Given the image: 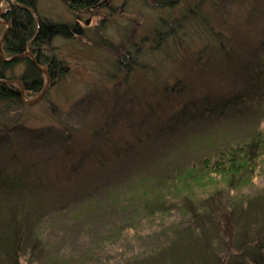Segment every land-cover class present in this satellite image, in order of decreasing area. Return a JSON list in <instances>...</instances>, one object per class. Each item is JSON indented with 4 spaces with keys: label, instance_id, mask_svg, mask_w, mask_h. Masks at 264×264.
<instances>
[{
    "label": "trees",
    "instance_id": "1",
    "mask_svg": "<svg viewBox=\"0 0 264 264\" xmlns=\"http://www.w3.org/2000/svg\"><path fill=\"white\" fill-rule=\"evenodd\" d=\"M37 1L3 0L0 15V264H42L41 259H49L50 257L45 253L44 242L45 232L52 228L53 218L59 219L61 217L59 214L67 209L74 210V208L73 214H77V218L83 217L85 213L88 214L83 218L86 216L87 219L90 218L95 207L99 209L101 205L99 204V199L103 198L101 195L107 196V192H101L102 194L98 192L101 191L99 189L100 180L102 179V183L109 181L110 177L113 180L121 172V168L138 166L142 156L149 153V147L159 145V141L165 140V137L174 132L179 125L185 122H207L212 119L217 120L245 113L248 115L251 110L256 113L264 104V58L260 56L258 58V55H256V60L244 55L233 57V48H230L228 43L219 36L215 52L220 59L218 63L226 69L223 71L231 74L232 76L228 78L235 82L232 93L221 94L217 97L203 94L198 99L195 97L185 100L176 113L167 114L160 119L155 112L157 108L153 109L149 115V106L153 108L154 105L151 106L147 101L159 97L158 90H141V93L147 92L148 98L145 99L146 104H144L147 108L144 109V120L138 125V121L134 118L130 125L126 124L131 134H129L130 137L121 138L120 142L113 139L111 130L117 127V124L120 125L121 121H131L132 119L129 110L127 113L124 110L133 105L137 97L131 92L128 94V88L121 96L118 95V91L106 93L102 86H92L88 89L84 101L89 102L88 107L91 108L96 103L98 108L92 110L94 115L96 114L97 120L87 125L91 132L86 133V137L81 135L75 138L73 133H69L62 135L61 138V133L57 136L52 127L29 125L24 110L34 106L36 102L27 104L22 99L20 85L7 81H19L24 88L23 96L26 99L38 96L45 86L46 75L32 61V56L36 64L45 69L49 76V84L39 101L46 99L50 88L67 70L62 59L49 53L52 42L56 37L72 40L84 35L85 30L79 23V15L101 7L100 4L103 0H62L68 10L77 18L74 23H57L40 17L36 9ZM130 1L134 0H125L124 4ZM137 1L146 3L148 0ZM149 1L154 2L149 9L152 7L164 12L159 16L160 19H156L149 26V31L145 35L148 39H142V41L148 42V44L146 43L148 49L142 53L139 46L135 45L133 52L128 50L122 55L120 53L119 58H114L116 69L113 73L109 72V80L112 82L118 81L121 71L129 73L140 64L145 66V61L140 59L145 54L155 52L157 49L162 53L164 50L169 53L175 47V42L181 32L184 37V26L186 28L194 26L195 29H199V32L200 30L204 31L203 25L209 24V19L212 18L211 15L216 10V8L212 10L206 7L202 9L200 3L204 0ZM215 2L217 3L216 0L213 3L215 4ZM106 3L102 7H108ZM181 3L183 7L180 9V16L165 17V15L169 16L170 11L173 12V9ZM112 8V6L109 7L111 13H114L116 10L113 11ZM209 9L210 11H208ZM260 26L263 30L264 21H261ZM96 32V38L101 36L104 40L100 45L112 50L113 54L119 55V52L112 48V43L108 39L105 40V34ZM217 33L219 35V32ZM149 41L154 46L149 48ZM99 43L96 42V44ZM204 52L205 50H202L200 55H203ZM251 56L255 57V55ZM123 57L128 60L123 61ZM2 58L13 59L3 61ZM19 64L24 67L22 72L18 76L11 74L14 67ZM106 69L110 71L108 67ZM127 73L125 72L124 78L120 80L122 84H128L129 74ZM182 88L178 83L170 88L165 87L163 90L167 95L169 90L179 93ZM124 95L125 97H123ZM164 99L167 101L168 98ZM109 101L114 102L109 108L110 113L102 112L103 109L99 110L102 108L100 106H106ZM149 121L154 123L150 127L147 124ZM253 129L256 131L257 127ZM89 135L90 137H88ZM94 137H98V140H94ZM62 141L66 143L60 144L59 142ZM261 152L264 153V133L257 132L239 144H232L217 151L214 161L211 162L205 158L201 163L189 166L181 176L177 177L184 179L180 181L183 184L190 180H195L198 183V181H206L209 174L221 172V175H225L224 178H228V181L225 182L226 187L231 188L234 187L233 175L237 171L241 170L242 173L245 170L249 172L256 169L257 157ZM242 179L250 181L243 177ZM95 184L96 187L93 188ZM183 184L180 186L182 189L187 186ZM219 194L213 192L204 199L197 196L194 199H188L189 201L183 205L186 207L184 215L189 216L188 219L191 220L195 230L192 226L188 227L190 223L183 220L178 225L179 235L175 234L177 237L166 235L172 243L171 246L178 247L181 242L185 253L196 255V260L200 261L199 264L210 263V258L215 257L213 247L210 248L212 244L208 243L204 247L198 238L202 237L207 243V240L208 242L213 241V234L218 236L217 226H215L216 231L213 230L214 233H211L206 224H214L216 218H221L219 215L222 211H228V205L222 202ZM96 195L98 196L95 197ZM146 195L147 193L143 192L142 198ZM184 198L186 196H183L181 200ZM153 200L148 196L141 208L135 210L130 219L122 217L120 222H113L105 229L107 230L104 232L105 235L102 233L98 238L97 234H90V231H78L80 239L83 242L87 241L86 245H90L85 248L83 257H77L78 264L85 262L84 257L87 260H94L96 247L103 246V243L106 242L118 241L124 237L123 234L126 230H133L142 221H149L150 217L160 215L163 212L164 201L158 200L157 204H151ZM193 201L198 203V209L193 208ZM255 216L252 217V221ZM243 221L246 224L245 215ZM76 225L73 223L69 226L74 229ZM263 226L261 231L264 230ZM261 231L257 234L258 239L261 238L259 236H264ZM147 232L139 235L138 240L149 241V232ZM239 242L236 250L239 255L229 258L231 260L226 257L227 260L225 259L224 264H264V237L254 245H250L247 238ZM148 245L149 242L144 247V251L141 248L137 253L130 254L125 259L128 261L142 259L143 255H146L148 258H144L151 257L152 264H184V261L188 264L191 260L189 258L181 260L176 254L171 255V251L167 254V259L159 261L154 259L152 254L148 255ZM189 248L191 249L189 250ZM167 249L169 247L165 250ZM194 249L196 250L195 254L192 253ZM207 258H209L208 262H206Z\"/></svg>",
    "mask_w": 264,
    "mask_h": 264
},
{
    "label": "rangeland",
    "instance_id": "2",
    "mask_svg": "<svg viewBox=\"0 0 264 264\" xmlns=\"http://www.w3.org/2000/svg\"><path fill=\"white\" fill-rule=\"evenodd\" d=\"M212 1L215 0H204L200 3L202 9L216 8L211 15L212 18L209 19L211 26L203 23L205 28L200 32L194 26L187 28L184 26V37L181 32L175 42V47L169 53L165 50L162 53L157 49L155 52L145 54L140 58L145 61V66L136 65L137 67L129 73L121 71L116 82L109 80V72L113 73L116 69L114 58H119L120 53L122 55L128 50L133 52L135 45L139 46L142 53L146 52L148 42L142 39H148L145 35L149 31V26L156 19H160L159 16L164 11L155 10L152 7L149 9L154 4L149 0L146 3L134 0L126 4H124L125 0H103L101 7L89 13H81L78 18L85 34L72 40L56 37L52 42L49 53L62 59L67 70L50 88L46 99L38 100L34 106L24 110L28 118L27 123L38 127H52L57 136L61 133V138L62 135L69 133H73L75 138L81 135L86 137L85 134L91 132L87 125L97 120L92 110L98 108L96 103L90 108L87 105L89 102L84 101L88 89L92 86H102L106 93L118 91V95L121 96L128 88V94L129 92L135 94L137 100L133 105L128 106L127 110H124L125 113L129 110L132 114L131 121H121L120 125L117 124V127L111 130L113 139L120 142L121 138L131 134L126 124L130 125L134 118L138 121V125L144 120V109H147L144 104H146L145 99L148 98L147 92L141 93V90H158L160 98L156 97L154 100L148 99L147 101L151 106L154 105L153 108L149 106V115L153 109L157 108L155 112L160 119L167 114L176 113L185 100L195 97L198 99L203 94L217 97L221 94L232 93L235 82L228 78L232 76L231 74L223 71L225 67L218 63L220 59L215 52L218 47V37L221 36L228 46L233 48V57L244 55L256 60V55H258V58L259 56L264 58V29L262 30L260 26L261 21H264V0H216L215 4ZM2 3L3 0H0V10H2ZM105 3L108 7H102ZM110 6L113 7V11L116 10L114 13H111ZM182 7L181 3L173 9V12L170 11L169 16L165 15V17L180 16L179 12ZM36 9L40 17L53 22L74 23L77 20L62 0H38ZM96 31L101 32L102 35L105 34V40L108 39L112 43V48L117 50L119 55L113 54L112 50L100 45L104 40L101 36L96 38ZM96 42L100 43L96 44ZM260 45L262 46L259 48ZM151 46L154 45L149 41V48ZM202 50L205 52L200 55ZM123 58V61L128 60L126 57ZM107 67L110 71L106 69ZM192 67L196 68L193 70ZM23 68V65L19 64L14 67L11 74L18 76ZM125 72L129 74V85L122 84L120 81L124 78ZM178 83L183 87L181 91L174 93L169 90L166 95L163 89ZM164 98H168L167 101ZM113 103L109 101L106 106H100L102 108L99 110L103 109L102 112L110 113L109 108ZM261 107L259 114L260 110L256 113L251 110L248 115L245 113L207 122L201 121L202 123L185 122L179 125L174 132L168 134L165 140H160L159 145L156 143L155 147H149V153L142 156L138 166L121 168V172L113 180L110 177L109 181L102 183L101 179L99 183L101 191L98 189L97 191L107 192V196L101 195L103 197L99 199L101 205L99 209L95 207L90 218L87 219V216L83 218L88 213L77 218V214H73L75 208L74 210L67 209L59 214L61 216L59 219L53 218L52 228L45 232L44 242L46 256L50 258L41 259V263L78 264L77 257H83L85 248L90 246L85 244L87 241L83 242L80 239L78 231H90V234H97L98 238L113 222H120L122 217L130 219L134 211L141 208L148 196L149 199H154L152 202H156H151V204H157L158 200L164 201L163 212L150 217L149 221H142L133 230H126L124 237L118 241L106 242L103 246L96 247L95 259L87 260L84 257L85 262L82 264H152V258L145 259L144 257L148 258L146 255L140 258L143 261L139 258L129 261L125 259L128 255L137 253L141 248L144 251L147 242H149L148 255L152 254L154 259L159 261L167 259V254L172 251L171 255L176 254L181 260L191 259L188 264H199L200 261L196 260V255L185 253L181 242L178 247L171 246L172 243L166 235L177 237L179 235L178 225L183 220L190 223L188 227L192 226L191 220L188 219L189 216L184 215L186 207L183 205L186 201L196 196L204 199L213 192L220 193L218 196L228 205L226 206L228 211H222L219 215L221 218H216L214 224H206L211 233L216 231L215 226H217L218 236L213 234V241L208 242L207 240L205 243L206 240L202 237L198 238L204 247L208 243L212 244L210 248L213 247L215 257L210 258V263L224 264L225 259L238 256L237 245L242 239L247 238L250 245L258 243L264 237L262 235L258 239L257 236L264 225L263 152L257 157L256 169L249 172L245 170L242 173L240 170L233 175L235 181L233 182L234 187L231 188L226 187L225 182L228 178H224L225 175H221V172L209 174L206 181H198V183L190 180L183 184L180 181L184 179L177 176H181L189 166L201 163L205 158V160L214 161L217 151L229 145L239 144L251 138L254 133H264V104ZM147 124L150 127L154 123L149 121ZM256 127L257 130L254 131L253 128ZM97 138L93 139L98 140ZM242 177L250 181H245ZM181 184L189 187L184 186L182 189ZM95 187L96 184L93 188ZM143 192L147 193L144 198H142ZM183 196L186 198L181 200ZM193 202V208L198 209V203ZM244 215L246 224L243 221ZM253 216L255 217L252 221ZM73 223L77 225L76 228L71 229L69 225ZM192 228L195 230V227L192 226ZM147 231L149 241L138 240L139 235ZM261 234H264V230ZM205 235L207 236L206 233ZM164 247L165 249L169 247V249L165 250ZM195 252L194 249L192 253L195 254ZM208 260L209 258L206 262ZM186 263L184 261V264Z\"/></svg>",
    "mask_w": 264,
    "mask_h": 264
},
{
    "label": "water",
    "instance_id": "3",
    "mask_svg": "<svg viewBox=\"0 0 264 264\" xmlns=\"http://www.w3.org/2000/svg\"><path fill=\"white\" fill-rule=\"evenodd\" d=\"M0 15H1V10H0ZM27 54H28L29 56H31L29 52H27ZM12 59H13V58H9V59L2 58L3 61H11ZM31 59H32V61L35 63V65L38 67V69H39L40 71H42V72L46 75V83H45V86H44L43 90L40 92V94H39L38 96H36L35 98H32V99H25V97L23 96V95H24V88H23L22 84H21L19 81H17V80H8V81H7V82H9V83H18V84L20 85L21 94H22V99H23L27 104H33V103L37 102L38 100H40L41 97H42L43 94H44V91H45L46 87H47L48 84H49V76H48L47 71H46L45 69H43V68H40V67L36 64V62H35V60L33 59L32 56H31Z\"/></svg>",
    "mask_w": 264,
    "mask_h": 264
}]
</instances>
